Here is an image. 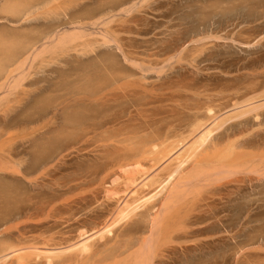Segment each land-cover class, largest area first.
Masks as SVG:
<instances>
[{
	"label": "bare ground",
	"instance_id": "6f19581e",
	"mask_svg": "<svg viewBox=\"0 0 264 264\" xmlns=\"http://www.w3.org/2000/svg\"><path fill=\"white\" fill-rule=\"evenodd\" d=\"M6 1L4 0L3 3ZM28 1L29 0H27V2ZM66 1L33 0L28 3L26 2V4H21L22 9L18 8V5L21 3L18 1L19 3L17 2L18 5H16L15 8L16 10L18 8L21 13L18 10L15 12L13 9L11 11L9 8L14 7L11 3L12 6L10 4L8 5L10 7L0 3L2 5H0L1 7L4 6V8L7 7L11 12L14 11L12 19L18 18L19 20L20 16L22 19L23 15H27L26 13L29 12L30 19L28 18V15V17H24L28 18L29 22H35L34 19H36L37 22L42 20L46 23L47 20L44 21L42 19V17H45L44 19L48 18V20L51 21H48V23H54L52 21L53 19L56 18L57 21H60V18L63 16L64 19L65 17L67 18V25H70L71 27L74 26L73 30L69 29L70 31H67V25H63L66 22H63L62 24L60 21V26L58 25V22H56V25L59 27H65V30L60 32L56 25L54 26L52 24L54 27L50 28L49 24L46 23L45 25L47 27L42 24L43 27L45 26V30L42 27V30H44L42 31L41 28L37 29L38 26H40L37 24V28H35V26L33 28L29 27V25L33 24L28 25L25 21L27 19H25V25L27 24L30 32L25 28L22 19V21H19L22 26L17 22V26L19 25L18 27H21L22 30L17 27V32L16 30L10 32V30L14 29V26H16L15 21L14 28L11 24V27H8L11 29H6L7 31L4 30L5 32H8L6 33L8 35L11 33V37L9 36L10 38H13L11 41H9L10 38L8 35H2L3 31L0 32L1 39H4L1 35L7 37L4 41H0V93L1 97H6L5 99L4 97L0 99V102L4 100L10 101V98L13 96H17L16 98H18V96L21 97L20 100L16 99L19 102H22L21 100L24 101L26 98H30V90H25L27 85H38L39 87H36L35 89H37L39 93L43 92L45 86L43 84L40 86L39 83L43 82L44 84H47L50 79L47 78L49 80H46V77L44 78L43 75L37 76L41 72V70L39 72V69L45 70L50 62L52 63L54 59V61H56V58H58L59 55L63 57L64 53L67 56L69 52V56H67L69 58L70 51L74 52L75 56L77 52L80 51L81 53H79V55L77 54V56H79L78 59L81 60L82 56L80 55L84 53L81 50H86V48L91 47V44L98 42L106 47L108 44H112L113 47L115 46V48L121 52L124 61L132 64L134 69L139 72V75L134 73V69L131 71H124L125 69H122V71L120 70V72H118L119 69H115L114 63L112 62L113 57L111 58L110 54H106V56L103 55L105 57H100L103 53L87 49L88 51L90 50L93 52V55L95 56L91 59L96 61L91 63L93 60L90 61L89 58L88 60L90 62H88V65L84 63V66L82 65L83 67L81 66L82 61L81 64L79 62L80 65H78L82 69L79 68L77 70V67H75V70L80 73L78 72V74L76 72L75 74L74 72L73 76H76H74L75 79H73L74 77L71 78L73 79L72 81L69 79L72 74H70L71 70L67 69V72L69 70L70 75L68 74L69 76H67L66 74L65 76L69 77V82L65 76L62 77L63 79H58L59 81L61 80L59 82L61 87H64L63 90L61 89L62 91L59 89L60 95L59 92H57L59 91L57 88L52 91L54 94L51 93L52 86L48 87V89L50 88L49 93L53 94L51 99V94L48 95V98H43L45 94L43 92L42 99L34 94V97H39L38 101L36 102L37 98H34L33 102L35 101V103L31 104V102H29V104L30 106L35 105L33 108L36 109V112L33 108H29L28 113L32 109L33 114L31 111L30 116L32 114L33 116L36 115V117H28L29 114L27 115V112H25L26 115L24 113V117L22 118L21 115L20 118H18L21 113L17 115L18 117L14 116V118L11 115L14 121L17 118L19 119H17L15 123L19 121L18 127H20V132L17 131L18 133L16 132V135L15 132L14 135H11L10 133L8 135L7 133L9 131L6 133L7 129L3 128V125H0L3 130H6L5 132H2V134L4 133L8 135L6 137L0 132V138L1 136H3L2 138H4V136L6 137L2 140L3 142L0 141L1 144L5 143V141H9L7 143H10L9 146L11 147L12 136H15V138L18 137V140H20L17 141L16 139V141L12 142L13 144L14 142H20L19 149L16 148L18 146L14 148L13 145V148H6V150L14 149L17 152L12 151L11 153V151H7L6 153H3L1 149L2 152L0 153V160H2L0 171L9 173L8 175L12 177V180L14 178V180L18 181V185L15 184L14 186L0 182V264H156L155 260L158 257L163 256V258H165L163 254L164 251H166L167 255L172 252L169 251V253H167V250H170L169 247L172 248V245H169L168 243L172 244L175 238L178 241L181 240L178 235L184 237L186 233H190L185 231V233H181V236L179 230L184 227L186 230V225L188 224L190 226L189 228L187 226V228L190 229L192 223L191 220H193L191 219L193 218V216H191L192 213H196L198 209L199 211L203 210L198 206L200 205V202L196 205L197 200L201 199V195L206 196L207 199L211 194L217 196V194L222 192V194H224V199L222 200L224 201L239 199L242 195L244 197L242 191L245 188V185L243 186V184L247 185V181L245 182V180L249 179L250 182H259L260 179L264 178V75L261 80H255L256 82L253 80L250 82L252 78H256L253 75L252 78L249 76L251 79H248L249 83L247 82L245 85L243 84L244 86L241 81L240 83L242 86L240 84L237 86V83L234 84L233 82L232 85V83L227 82L230 78H228L229 80H227V78H219L220 81H225V85L221 86L219 88L220 90L215 92V94L212 93L211 90L216 88H212V84L209 83L210 86L206 83L202 90L199 91V87H197L198 90H194L195 93H191L194 97H190L191 95H189L190 98H186V96L183 95L186 98V101L188 102L189 100V102L182 105L177 103L174 104L176 100L180 99L178 97L180 94L178 93H185L186 90L189 89L184 88L185 90L182 91L180 89L177 93L178 99L173 100L176 94L175 96L172 95L173 93L170 94V89L169 91L167 90L170 87L167 88L168 85L166 87L162 85V90H165L163 89L164 86L167 88L165 92L167 93L168 91V94H170L167 99L161 98L164 96V91H159L162 94L161 97L159 96L161 94L153 92L160 97L161 101L165 99L166 102H173L174 105L168 107L170 112L175 111L177 114L174 112V117L167 116V120L164 119L166 117L160 118V121H158L159 119L154 120L153 117H159V114L161 115L162 111L163 113L165 112L164 114H166V112L169 113V109L162 110L159 107L161 104L162 106L165 104V100L161 102L158 100L159 98H157L154 102H161L160 105L157 104V106L159 105L157 108L158 111L161 109L159 114L157 110L152 111L157 112V114L154 113L155 115H151L153 114L152 112L150 113V116L146 115L147 112L145 114L146 109H144V107L149 105V102L152 103L154 101L153 98H155L152 97V100L151 97H147L152 101L145 100V98L143 99V97L148 96L145 95L146 93L151 92L145 88L146 81L143 85L140 84V81H144L143 78H145L142 74L146 73L149 68L146 69V71L142 69L140 64L135 62L137 60V54L135 51H131L132 49L130 50L128 46L127 48L124 47L119 35L126 32V29L123 30L124 32L121 30L120 32L122 33H120L118 29L108 26L110 22L113 21L112 18L115 17L113 12L115 10L117 11L119 7L125 6L124 8H120V11L123 13L127 12L128 14V11H131L134 7V3L132 2L131 4L132 0H96V8L94 7L95 9L93 10L92 7L89 11L88 9L84 10L86 12L74 11L67 14L66 12L68 9L69 11L70 9L73 10V5H69L70 8L66 9L67 11H64V7L60 9V12L66 14H63L62 16L60 14V17L57 16L58 12L55 9H59V6L62 4L66 5ZM82 1L84 2V0ZM82 1L79 0L78 2L81 3ZM11 2L15 1L12 0ZM67 3L73 4L72 2H69V0ZM127 3L131 5L129 6ZM77 4L79 5V3ZM140 4H138V7ZM37 5L40 8L37 7ZM40 5H43L44 7ZM46 5H51L48 9H52V11L47 10L49 11L48 13L44 11V15L42 16L41 14L43 13H41V7L46 8ZM79 6L77 8H79ZM1 7V14H11L9 13V10H6V12L1 11L4 9ZM86 7L88 8V6ZM86 7L84 8L86 9ZM33 9L38 10L40 13L39 16L37 14L38 12L35 13L36 11L34 12ZM62 9L63 11H61ZM30 10H33L35 13L32 12L33 15H35V18L32 14V16L30 15ZM16 13L18 14V17H15ZM49 13H53L51 14V18L48 15ZM97 14L101 15L97 16ZM0 16L2 17V15ZM36 16L39 18L41 17L39 21ZM1 17L0 21L1 19L3 21L7 19V17H4L5 19ZM32 17L33 20L31 19ZM63 17L61 19H63ZM12 19L11 21L10 19L8 20L12 23ZM90 19L93 21H88ZM85 20L90 23H85ZM84 25L92 28H97L98 26L104 28L99 37L97 36L100 39L96 40V37L93 36L94 33H89V29L87 30L88 33H86L85 30L88 27L84 29ZM3 26H5V24ZM1 28L2 30L5 29V27L0 26V31ZM67 28L70 27L67 26ZM33 29H36V33ZM24 30L28 33H24L23 35ZM37 30H40L43 33H40V31ZM19 31L22 34L19 33ZM12 33H14V37L12 36ZM17 33L19 35H17ZM209 36H207V38H209ZM85 37L91 39L87 40ZM202 39L197 40V42L201 41V46L204 45L202 44ZM199 42L197 44H199ZM195 43L196 41H193L192 44L195 45ZM209 49L210 48H208V50ZM87 50L85 55L88 52ZM74 54L71 55L74 57ZM88 54L90 53L88 52ZM99 54L100 56L97 57ZM65 55L64 57H66ZM61 56L59 58H62ZM72 56L69 58L70 62H64L65 68L69 66L67 63L73 65L72 63H74L75 59L72 62ZM96 57L97 59H95ZM66 58L64 59L66 60ZM100 58L102 59L97 61ZM58 60L59 59H57L56 62H58ZM77 63L75 66H77ZM36 64L38 65V73L36 72L37 75L34 71V68L37 67ZM52 64H54V62ZM168 64L169 63H167V65ZM148 65H145V67ZM165 67L166 66H164V68ZM50 69H52V67ZM150 69L148 71L153 73V71H156L158 68L154 69L151 67ZM30 70L32 74L34 71L36 77H33L35 75H32ZM44 70L42 72H46ZM53 70L54 69L47 71L52 72ZM72 71L74 70L72 69ZM63 72L65 73L66 71L64 70ZM159 72L160 70L157 73ZM30 74L32 77L31 79L28 78ZM135 75H138L139 77ZM211 75L209 76L212 78L207 80L213 79L214 74ZM214 79H217L215 75ZM235 80L236 79H234V81ZM25 81H27V83L23 84ZM65 81L67 83H65ZM63 82L66 85H64ZM226 82L232 86L226 85ZM49 83L51 84V82H48V84ZM56 83H58V81L53 84ZM243 83H245V81ZM59 84H56L58 88L60 87ZM217 84H215V86H218ZM219 85L222 84L220 83ZM209 86L211 90L207 89ZM158 87L154 88L157 93L158 90H161L158 89ZM201 87L202 85L200 88ZM172 88L173 87H171V90ZM47 91L48 90H46V92ZM54 91L58 95H56ZM172 91L174 92V90ZM3 93L6 94L2 95ZM39 93L37 92V94ZM154 93L152 94L153 96ZM139 94H141L140 96L143 94L142 99ZM9 95L13 96L9 97ZM171 95L174 97H170ZM116 96L124 98L119 99L123 102H119H121L120 104L124 103L125 106L121 105L120 107V105L116 103L118 100H115ZM7 97H9V99ZM22 97L26 98L24 99ZM114 97V101L119 109V111L117 110L118 115L120 114V109H123L122 107L125 108L128 103L133 109L130 108V106H127V110L130 108L131 111H126L125 108V112H123L128 113H126L125 116H122L124 113L121 112L122 117L115 114L117 113V106L115 105V109L113 107V104L115 103L111 105L113 108L110 106L111 111H105L106 113L102 111L101 108L105 107L107 102L109 106L112 103L109 104V101H113L111 99ZM143 100L146 102L144 103ZM15 102L13 101L12 103L14 104ZM24 102H22L24 104H22V106L21 103H19L22 108L18 106V103H16L17 105L11 104L12 107L8 102V104H5L4 102L3 104L6 106L10 105V107L7 106L9 109L11 108L10 110H12L14 106H18L26 111L25 109H28L26 107L28 104H26L27 102ZM46 102L47 105L45 104ZM99 104H101L102 107ZM5 105H3V108L6 107ZM157 106H152V108L156 109ZM177 107H179L180 110ZM6 108L1 110L4 111V114L1 112L0 119L7 113L6 111L9 113L10 110L7 108L8 110L5 111ZM16 109L13 111L14 113L18 110ZM108 109L106 108L105 110ZM112 109L115 110L113 116L111 114L113 112ZM13 112H11V114ZM107 112H111V116L108 115ZM6 115L4 116L6 119L3 118V120H7ZM115 115L118 117H115ZM149 117L153 119H150ZM168 117L171 119L169 120ZM8 120H10V117ZM8 120L7 122H9ZM1 122L3 123V121ZM15 123L14 125L16 126L17 124ZM3 124L6 126V122ZM28 124H32L31 128L29 127V130L26 128ZM33 124H37V128L32 127ZM12 125L6 127L10 129ZM0 147L2 148V146ZM86 153H88V156L94 154L96 157L100 154V157L97 158L98 162L95 159L96 157H94L96 161H93L92 157L90 165L94 164L93 166L91 165L90 167L89 164L86 165L84 160V163H82L81 156L83 155L84 157H82L85 159L87 157ZM76 158L81 160H79L80 163H73L74 161L78 162ZM69 162L74 164V172L77 173V176L70 181L71 185L69 184V187L66 188L67 190L64 189L63 192L62 190H58V192L60 191L61 193L60 195L59 193H55L57 192V189L52 190L51 188L50 191L49 184L46 185L48 183L46 181L50 180V177L55 174L57 169H61L62 165L70 164ZM1 173L4 175L3 172ZM249 175L253 177L251 178ZM229 183H234L233 185L236 184L235 188L233 186V189L235 190L231 189L232 186L228 187L233 192L226 188ZM209 186H213L212 189L215 192ZM253 186L257 187L255 185ZM209 188L213 191L212 193L209 191L211 194H205L209 192L201 194L202 190L206 191V189ZM26 189H28L27 191H34V193H31L32 195H30V192H27ZM44 189L46 190L44 191ZM225 189L229 190L230 194H228L229 191H226ZM49 191L51 193L53 192L52 194L55 193V195L59 196H51L48 194ZM223 191H225V193H223ZM36 192H39V194H36ZM43 192L44 195L40 194ZM73 192L78 194L76 195L74 193L79 197V200L64 199L66 193L69 195V193L72 194ZM222 194L220 196L221 198ZM42 195L44 196V199L40 198ZM47 195H49V198ZM61 195L65 196L63 197L64 200H58ZM233 195L234 197H232ZM86 196H88L90 200ZM213 197L215 198V196ZM220 197L218 196L219 200H221ZM82 198L85 199L83 200ZM212 199L209 198L211 202ZM204 201L206 200L204 199ZM204 201L202 200L201 202L204 204ZM208 201L205 202L206 205H202V203L201 205L206 206L207 209H212L211 207H213L212 205L214 204V201L212 202V205ZM208 203L211 207H209L210 205ZM203 211L204 214L209 212H205L206 210ZM195 213L194 216L197 218L198 216H196ZM201 214L202 211L200 215ZM196 218L193 220L194 223L197 224L200 220L199 224H201L202 219L199 218V220L196 221ZM187 220L191 222L188 223ZM195 224H192V231L188 230L191 231L190 234L195 235L199 232H193ZM199 227L200 225L198 228ZM205 230H207L206 227L204 230L201 229L200 233ZM174 231L176 233L178 231L179 233L176 234ZM182 231L184 230H181V232ZM172 233L176 234H174L175 236L173 235L175 238L171 235ZM188 238H191V235ZM176 240L175 245L177 244ZM183 240L184 239H182V241ZM182 241L180 243L183 245ZM186 241L188 242V240ZM186 241L185 243H187ZM184 247L186 248V246ZM165 248L168 249L165 250ZM175 248L176 247H173L174 250ZM172 254L174 253L172 252ZM161 257L160 259H162ZM166 258L163 260H166ZM157 260L159 261V258ZM157 263L161 264L160 261Z\"/></svg>",
	"mask_w": 264,
	"mask_h": 264
},
{
	"label": "rangeland",
	"instance_id": "374dc122",
	"mask_svg": "<svg viewBox=\"0 0 264 264\" xmlns=\"http://www.w3.org/2000/svg\"><path fill=\"white\" fill-rule=\"evenodd\" d=\"M3 1L4 0H0V3L2 5L5 4V6H7V7H10V6H8L10 3L13 4L14 7L13 8L10 7L9 9L11 11L13 9L15 12L17 10L19 11V9H22L23 3L26 4V2H27V0H13V1L16 2V4H15V2H11L12 0H10V1H8V0L6 1L5 0L6 2H4V3H3ZM18 1L21 2L19 4L20 6L17 4ZM29 1L31 2L33 0H29ZM60 1H66V0H60ZM67 1L65 2L66 5L62 4V5L59 6L60 7L59 9L58 8L55 9L58 12L57 16L60 17V14L62 16L63 14L72 13L74 11H80V12L82 11L83 12L84 10H87V9L89 11V10H91L92 7H93L92 10L96 8V6H95L96 0H84L85 3L82 0H81L82 1L81 3L78 2L79 0L78 1L77 0L76 1L69 0V2H72L73 4H70V3L68 4ZM141 1L142 0H132L131 4L133 2L134 3V7L131 9V11H128V14H127V12L123 13L122 11H120V8H124L125 6L119 7L117 9V11L115 10L113 12L115 17L112 18L113 21L110 22V24L108 26L113 27L114 29H118L119 32L121 30H122V32H124L123 30L126 29L125 30L126 32H124V33L120 32V33H122V34L119 35L120 39L122 40V43H123L124 47L127 48V46H128L130 50L132 49L131 51H133V52L135 51V53L137 54L136 55L137 60L135 62L140 64L142 69H144L146 71V69H148V68L150 69L151 67H153L154 69L158 68L156 70L157 72L160 70L161 73L160 72L157 73L153 69L154 71L152 73V72L148 71L149 70L148 69L146 73L142 74L143 77L145 76V78L142 77L144 81H140V84L143 85L144 82L146 81L145 82L146 86L145 85L144 86L149 92L150 91L151 92L154 91L156 94H161L160 92L164 91L163 92L164 96H162V94L159 95V96L160 97L162 96L161 98H165V99H167V97H169V95L171 93H173L172 95H174V96L176 94L175 97L172 96V95L170 97H172V98L174 97L173 100L174 99H178V97H179L180 98V99H178L179 101L176 100L177 102L175 101L174 104L177 103V104H181L182 105V104H185V103L187 104L189 102L188 99H187L188 102L186 101V98L194 97V96L191 95V93L192 92L195 93L194 90H198L197 87H199V91H200V90H202V88H204L206 83H208V84L210 83V84H212V86L210 84L209 85L212 88L213 87L216 88V89H212V90L210 89V86L207 88V89H210L212 91V93L215 94V92L220 90L219 88L221 86L225 85V83H224L225 81L221 80V81H223V82H221L219 80V78H227V80H229L228 78H230V80L227 81V82L232 83V85H233V82H234V84L237 83L236 84L237 86H239V84L241 85V83H242V85L243 84L245 85L247 82L249 83L248 79H251L253 76L256 79L252 78L250 80V82L252 80L253 81H255V80L258 81L257 79L261 80L263 78V75H264V0H148V1L147 0H143L142 2ZM76 2L79 3L80 6ZM234 2H235V4H234ZM6 3H7V5H6ZM86 4H88V5H86ZM127 4L129 5V3H127ZM138 4H140L141 6L139 5V7H138ZM16 5H18V8H19V9L17 8V10L15 8ZM43 5H45V4H43ZM43 5H40V6H43ZM69 5H71V6L73 5L72 6L73 8L71 7L73 10L70 9V11H69V9H68V8H70ZM85 5L88 6V8ZM128 5H126V6H128ZM25 6H23V7H25ZM78 6H79V8H77ZM7 7L6 8H4V6L1 7V8H4L1 11L6 12V10H9ZM37 7H39V6L37 5ZM43 7H41L42 10L39 9L40 7L38 8L39 10H41V13H43L44 11H46L47 13L49 11H52V9L51 10L48 9V8L51 7V5L50 6L46 5V8H43ZM84 7H86V9ZM61 8H63L64 11L66 9H68V11L66 10L67 11L66 13H62V12H60ZM63 9L61 11H63ZM33 10L32 11L30 10V12H31L30 15L31 14L33 15V13L35 11H36L35 13L38 12V10H34V12H33ZM47 10H49V11H47ZM11 11L9 13H11L12 15L11 14L7 15L6 13L5 14H1L0 13V15H2V17L0 16L1 18L7 17V19L4 18L5 19L4 21L2 19L0 21V24H1L0 26L1 27H5V29H3V30L1 28L0 32L3 31L2 35L5 34V36L8 35V34H6L8 32H5L4 30L11 29V28H8V27H11V24H12V27H13L15 22H16L15 23L16 26H14L15 28L13 27L14 29L10 30V32H13V30H16V32H17L18 31L17 27L21 23L19 21H22V19H23V22H24L23 24H24L25 28L28 31H30V29H28L29 27L33 28L35 26V28H37L36 27L37 25H40V26H38L37 29L41 28V30H42L43 25H45L46 23H48V21H50V20H48V18L44 19L45 17H42V19L44 21L47 20L46 23L43 22L42 20L41 21L43 23L41 21H39L40 18H41V17L40 18L38 17L39 14H40L39 12L37 13L38 16H36V18L38 17V21L40 22V24H39V22H37L36 19H34L35 22H32L31 20H30L31 22H29V20H28V18L30 19V16L28 14L29 12L26 13L29 17L24 14L22 19H21L20 15H19L20 16L19 20H18V18L12 19V16H14L13 15L14 11L13 12H11ZM19 12L21 13V11H19ZM84 12H86V11H84ZM129 12H130V15H129ZM51 14H53V13H49L48 14L50 16V18L52 16ZM41 15L43 16L44 13L41 14ZM48 15H47V17H48ZM98 15H101V14H97V16ZM34 16L35 15H33V17ZM15 17H18L17 13H16ZM24 17H28V18H24ZM33 17L31 18L32 20H33ZM61 18H60V21L62 22V24H63V22L67 21L66 17H65V19H64V17H63V19H61ZM8 19H10V21L12 19V23ZM25 19H27V20H25ZM24 20L26 21V23L28 25L29 24H33V25H29V27H28L27 24L25 25V21ZM54 20H56V18L52 20L55 24L54 23H48L50 28L51 27L53 28L57 24L56 22H58V25H59L60 21H57V20L54 21ZM88 21L92 22L93 20L91 21V19H90ZM88 21L85 20L84 22L85 23L86 22L90 23ZM17 22H19L18 26H17V24H18ZM67 22L64 23L63 25H67L68 24ZM4 24H5V26H3ZM58 25H56L58 27V28L56 27L58 29V31L62 32L63 30H65L64 26H63L64 27L63 28V27H59L60 25L59 26ZM6 26H7V28H6ZM20 26H22V24ZM67 26L70 27V28H67ZM67 26H66L67 31H70L69 29L73 30L74 26H72V27L70 25H67ZM86 27H88V26L86 25L84 29H86ZM18 28H20V30H22L21 27H18ZM103 29L104 28H102L100 26H98L97 28L96 27H94V28L88 27L85 31H86V33H88V31H90L89 33L92 32V33L96 34V35L93 34V36L96 37V40H99L100 38H98V37L102 33ZM25 30L23 32V35H24V33H26ZM33 30H35L34 32L36 33V29H33ZM33 30H32V33H33ZM44 30H45V28H44ZM44 30H42V31H44ZM37 31H40V30H37ZM14 33H15V31H14ZM14 33H12V36H13ZM19 33H21V32L19 31ZM40 33H43V32L40 31ZM10 34L11 33H9L8 37L10 36ZM2 35H1V37H3L4 39L7 38V37L2 36ZM15 35H16V33H15ZM17 35H19V34L17 33ZM209 35L211 37H213V38H211ZM207 36H209V38H207ZM88 37H85V38H87V40H90L92 38L90 36L91 38L88 39ZM4 39L0 38V41L1 40L4 41ZM12 39L13 38H10L9 41H11ZM199 39H202V44H204L205 46L204 45L201 46V41L200 42L198 41L199 44H197L198 43L197 40H199ZM208 39H210V40H208ZM6 41H7V39H6ZM193 41H196L195 45L192 44ZM173 44H174V46H173ZM199 46L201 47V49H200ZM95 47L97 48V50H96ZM162 48H164V49H162ZM185 48H187V49H185ZM194 48H198V49H194ZM203 48L206 49V50H204ZM208 48H210V49L208 50ZM87 49H90L91 51L95 50L97 52L103 53V54H101L102 56H100V54H99V55H97V57L98 56L105 57L106 54H110L111 56L110 55H107V56H110L111 58L113 57L112 58V62L114 63L115 69H117V70L119 69L118 72H120V70L122 71V69L123 70L125 69L124 71H129V70L131 71V70L134 69V66L132 64L126 63V61H124L121 52L119 50H117L115 48V46L113 47L112 44L111 45L108 44L107 47H106V46H102L98 42V43L91 44V47L86 48V50ZM183 49H185V50H183ZM86 50H81L82 52H84L83 54L80 55V56H82L81 60L78 59L79 56H77V54L79 55V53H81L80 51L77 52L76 56H75L74 52L70 51V57L69 58H71V56H72L71 54H74V57L72 56L71 61L73 62L74 59H75V61H74V63H72L73 65L67 63L69 66L65 65V66H67L66 68L64 67V62L65 61L66 62H68V61L70 62V59L67 57V56H69V52H68L67 56L65 55V53L63 54V57H64V55L67 57V58L64 57V58H66V60L61 55H59V57L61 56L63 58V60H62V58H59V57L56 58V61H57V59L60 60V62L58 60V62H59L58 63V62L54 61L55 60L54 59L53 60L54 64H52L53 62L52 63L50 62L47 65L48 67H46L45 70L43 69L46 72H42L43 70L39 69V72H40V70H41V72L38 75H37V73H38V71H37L38 65L36 64L37 67L34 66L35 67L34 71H35V73L37 72L36 75L37 76H40V75L42 76L43 75L44 78L46 77V80L50 79L48 82H51V84L50 83L48 84V82H47V84L46 83L44 84L43 82L39 83L40 86H42V84L45 86V90L43 91L45 94L43 92L39 93V91L37 89H35L36 87H39L38 85L37 86H35V85H33V86L29 85L28 86L27 84H26L27 86L25 85L26 86L25 90H27V91L30 90V92L32 93V95H31V93H29L31 101H30V98H28V99L26 98L27 96L26 97H22L24 99L26 98L24 101H26L27 103L24 102L23 100H21V101L26 103V104H28L26 106L28 109H25L26 111L21 109L22 108L21 106H22L23 103L18 101L21 98L19 96H18V98H16L17 96L9 95V97L13 96L12 98H10L11 100L13 99L12 102L13 101L15 102V100L18 99V100H16V102L14 104H16L18 102L21 103V106L18 103V106H20L21 108L18 107V106L17 107L14 106L15 109L16 108L18 109V110L16 109L18 111V112L15 111L16 113L13 112L15 110L14 107L12 108V110H10L11 108L10 109L8 108V107H10L11 104L14 105L11 102V100L10 101L9 100L8 101H5V100L2 101L1 100L2 102H0L1 103V106H0V117H1V114L4 112V111H1V110L6 108L8 105L6 106L5 104H8V103L10 105L7 108L11 112H13L15 114V115L13 113L11 114L10 111L8 113V111H6L8 109L7 108L5 109V111L8 113V114L6 113L7 115L5 114L7 116V120L9 119V117H10V120H8L9 122H7V120H5L6 118L4 117L5 115L2 116L3 118H5L4 120H3V118L0 119V123H1L0 125H3V128L7 129V131L3 130L2 126H0V129L2 130V131L0 130L1 134H2V132H5V131H6V133L9 131L7 133L8 135H9V133L11 135H14V132H15V135H16L18 132H20V130H19L20 127H18V122L19 121H17L16 123H15V121L18 118H20V115H21V118L24 117V113L25 112H27V115L29 114L28 117H30V118L36 117L35 113H34L35 116L32 115L33 114V110L34 111L36 110V109L33 108V107H35V105H33V106L31 105L32 106L31 107L30 104H29V102H31V104L35 103V101L33 102V99L34 98L36 99L37 97L36 96L34 97V94L38 95L40 97V99H42L43 94H44L43 98H48V95L53 93L52 91L55 88H57L58 90L59 89L63 90L64 87H61V85L59 84V82L61 80L59 81L58 79H61L66 74H67V76H69L71 73H72L71 74L72 77H71V75H70V78L66 77V76L65 77L67 79L69 78L71 81L73 79H75L74 76H76V75L73 76L74 72H75V74H76V72L77 73L79 72V71L75 70V67H77V70L79 68L82 69L81 67H79V65L81 64V61H82L81 66L82 65L84 66V63H86L88 65V62H90L92 60L93 61L91 63H94L96 60L94 61V59H91V58H94L95 55H93V52H91L90 50L89 51L87 50L90 54H88V52H87V54L85 55ZM103 55H105V56H103ZM178 55L181 56V57H179ZM97 57L95 59H97ZM89 58H90V61L88 60ZM101 59L102 58H100L97 61H100ZM76 60H78V61H76ZM162 60H164V61H162ZM35 62L38 63L37 61H35ZM62 62H63V65H62ZM79 62H80V64H79ZM76 63H77V66H75ZM96 63H98V62H96ZM167 63H169V64L167 65ZM58 64H59V67H58ZM49 65L52 67V69H54L53 70L54 72L53 71L52 72L47 71V70H52V69H50L51 67ZM145 65H148V66L145 67ZM160 66H163V67H160ZM164 66H166V67L164 68ZM85 67H86V65H85ZM143 67H145V68H143ZM159 67H160V69H159ZM62 69H63V71L65 70L66 72L64 73L62 71ZM67 69H69L71 71L73 69L74 71H72V72L70 71V74H69V70L67 72ZM58 70H59V72H58ZM34 71H33V74H34ZM134 71H132V72H134V73L139 75V72L136 71V69H134ZM30 73H31V70H30ZM31 74H30V76H28V78H30V79L32 78ZM211 74H214L215 77H217V79H214V75H213V79L207 80L209 78H212V77L209 76ZM217 74H220V75H217ZM224 74H227V75H224ZM260 74H261L262 77L260 76ZM36 75L33 76V77H36ZM138 75H135V76L139 77ZM249 76H251V78ZM47 78H49V79H47ZM71 78H73V79H71ZM55 79H56V81H58V83H56V84L57 85L59 84V86H60L59 88L56 86V84H53V83L56 82ZM69 79L67 80L68 82H69ZM234 79H236V80L234 81ZM240 81H241V83H240ZM244 81H245V83H243ZM227 82H226V85L232 86L231 84H229ZM25 83H27V81H25L23 84H25ZM65 83H67V82L65 81ZM65 83L63 82L64 85H66ZM220 83L222 85H219ZM215 84H217L218 86H215ZM64 85H62V86H64ZM151 85L154 86V87H152ZM156 85H157V87L159 86L158 89H161V90H162V88H161L162 85H164L165 87L168 85L167 88L168 87H170V88L167 89V88H165L163 86V89H165V90L167 89L168 91L170 89V91H169L170 94H168L169 93L168 91L166 93L165 90H162V91L158 90V93H157V91H155L156 89L154 90V88H157ZM201 85H202V87L200 88ZM48 87H51V93H49L50 92V88L48 89ZM171 87H173L172 90H174V92L171 90ZM184 88L189 89V90H186V92H185L188 95H186L184 92L183 93L181 92L182 94L178 93L180 89H181V91L185 90ZM46 90H48L47 91L48 93L46 92ZM60 90L59 91L56 90L57 92H59V95H60ZM191 90H193V91H191ZM36 91L39 94H37ZM150 93H146L145 95H148L146 97H143L144 93L142 94V96H140L141 94H139L141 99H142V97H143V99L145 98V100H149V101H152L154 99V101L152 103L151 102H149L150 104L147 103L149 105L145 104L146 107H144V109H146L145 110V114L147 112V114H146L147 116L148 115L150 116V113L153 110H157V112L159 114V112H161L160 111L161 109L162 110L169 109V107H171V105H174L173 102L171 103V102L167 101V102H169V103H167L165 99H164L165 101L162 99L164 101V103H165L162 106L161 102H163V101L160 100V97L157 96L155 93H154V96L152 95L153 93H151V94ZM177 93L180 94L181 96L179 95L177 97ZM4 94H6V93H3L2 95H4ZM29 94H28V96H29ZM53 94L50 95V99H51V97H53ZM55 94H56V92H55ZM56 95H58V94H56ZM183 95L186 96V98ZM189 95H191V96L189 97ZM7 96H8V94H7ZM45 96H47V97H45ZM3 97L4 96L1 97V93H0V99H2ZM9 97H7V98L9 99ZM147 97H151V99H152V97H155L156 99L153 98L152 100H150V98L148 99ZM5 98L6 97H4V99ZM38 98L36 99V102L38 101ZM157 98H159L158 100L161 101L160 103H154L157 100ZM114 99H115V97L111 99L113 101H109V104L112 102L109 106H108V102L105 104V107L107 109L110 108L108 110H105L106 109L105 107H103L104 108V110H103V108H101L102 107L101 104H99L101 106L100 107L101 110L104 111V112L105 111H111V107H112L111 105L113 103H115ZM119 99H124V98H121V96L120 97L116 96L115 100L118 101V102L116 101V103H118L120 105V107H121V105L125 106L124 103L120 104L123 101H121ZM134 99H135V97H134ZM145 100H143L144 103L146 102ZM119 101H121V102H119ZM184 101H186V102H184ZM3 102L5 104H3ZM124 102H125V100H124ZM116 103L113 104L114 109H115V105L117 106ZM45 104L47 105V102ZM154 104H156V105H154ZM157 104H159V105L161 104L160 106L158 105L161 108L159 111L157 109L158 108ZM3 105H5L6 107L3 108ZM12 105H11V107H12ZM151 105L153 107L157 106L156 109H153ZM127 106L128 107L130 106L129 103L125 107L126 111H128V110L131 111L130 108H132V107L130 106V108L127 110ZM149 106H151V107H149ZM165 107H167V108H165ZM29 108H33V110L31 109V111H32L31 116H33V117L30 116L31 111L28 113ZM122 108L123 109H120V112H119L120 114L119 115H118V112H117V110L119 111L118 106H117V109H116L117 113H115L114 109H112V111H113L112 113L111 112H109V113L107 112V113L110 116H111V114L113 116V114L115 113V114H117L120 117L121 114H122L121 112H123V111L125 112V108L124 107H122ZM150 108H151V110H150ZM177 108L179 109V107H177ZM22 111H24V112H22ZM165 111H167V110H165ZM157 112L154 111V112H152L153 114H151V115H155L154 113L157 114ZM172 112H170V109H169V113L166 112V114H164L165 112L163 113V111H162L161 112L162 116L159 114V117L158 116H154L153 118H154V120H158L159 119L158 121H160V118L166 117L164 119L167 120V116L174 117V115L177 114L175 111H172ZM174 112H175V114H174ZM19 113H21V114H19ZM126 113H128V112H126ZM126 113H124V115L122 114V116H125ZM18 114H19V117L17 116ZM172 114H173V116H172ZM11 115L13 116V118H14V116H16L18 118L14 121V119L11 117ZM25 115H26V113H25ZM117 115H115V117H118ZM151 117H149V118L153 119ZM168 119L170 120L171 118L168 117ZM11 120H12V122H11ZM1 121H3V123L6 122V126L9 125L8 127H10V125L13 124L12 125L13 128L12 127L10 129L7 128L6 126H4V124ZM8 123H10V124H8ZM14 123L17 124V125L15 126ZM31 125L32 124H28V126H26V128H28L27 130H29L31 128ZM34 125H36V126H34ZM32 127H36L37 128V124H33ZM4 135L6 137L8 136L6 134H4ZM5 136H4V138H6ZM2 137L3 136H1V138H0L1 142H3L2 140H4V138H2ZM12 137H13L12 142L16 141V139H17V141H20V140H18L19 139L18 137L17 138H15V136H12ZM1 142H0V146H2V148L0 147V153L2 151H3V153H6L7 151L8 152L11 151V153H12V151H16L14 149L6 150V148L10 147L9 146L10 143H7L9 141H5L6 144L5 143L1 144ZM12 142H11V147L10 148H13V147L15 148L16 146H18L16 148L19 149V147H20L19 143L20 142H18V143L14 142L15 146H14V144ZM16 144H18V145H16ZM12 145H13V147H12ZM1 149H2V151H1ZM4 150H5V152H4ZM13 153H15V152H13ZM83 153H85V152H83ZM79 154H81V153H79ZM86 154H87V157L85 158L86 160L83 158L84 157L83 155H82L83 157L81 156L82 163L85 162L86 165H88V164L90 165L92 157H93V159H92L93 161L96 159L97 162H98L97 158L100 157L99 153H97V154H99V156L97 155L98 157H96V155L94 156V154H90L89 156H88V153H86ZM94 157H96V158L94 159ZM80 159L76 158V160H78V162L77 161H74V162L72 161V162L73 163L76 162L75 164L80 163L79 162ZM15 160H16V158H15ZM83 160H84V162H83ZM88 160H89V162H88ZM0 161H1L0 162V164H1L2 160H0ZM72 162H69L70 164H65L67 166L62 165L61 166L62 168L61 169L59 168L60 170L59 169L56 170V172L54 174L55 176L52 175L50 177V180L48 179L49 181H46L48 183L47 184L45 183V184L46 185L49 184V187H50L49 190L50 191H51V188H52V190L53 189L54 190L57 189V192H55V191L54 192L57 193V194L59 193V195H60L61 194L60 193L61 190L63 192L64 189L69 187V184L71 185L70 181L75 176H77V173L74 172L75 171L74 170L75 167L73 166L74 164ZM91 165L93 166L94 164H91ZM91 165H90V167H91ZM70 167H72V168H70ZM1 172H3L4 175H2ZM8 174L9 173H6L4 171H0V182H4L5 184L11 185V186L12 185L14 186L15 184L18 185V183H17L18 181L14 180V178L12 180V177H10ZM5 175H7V176H5ZM249 177L252 178L253 176L249 175ZM246 181H247V185L243 184V186L245 185L244 186L245 188L242 191V193L244 194V197H243V195L240 197V198L243 197L242 199H240V198L238 199L237 198V199H234V200H225L224 201V200H222V199H224L223 198L224 194H222V192L220 194H217V196L215 194H211L214 191L212 189L213 186L212 187L209 186L213 191H211L210 188L206 189V191L202 190L201 194L205 193V192H209V191L211 192V193L209 192V193H205V194L206 195L207 194L208 195L209 194L212 195V196L209 195L210 196L209 198L210 199L213 198L212 202L214 201V204L212 205V202H211V200H209V198L206 199V196H204V195L202 196L200 194L201 195L200 196L201 199L197 200V204L196 205H198V203L200 202V205H198V206H200L203 210H206L205 212H207V211H209L210 208L207 209L206 206H202V205H204V204L206 205L205 202L209 200L208 202H210L211 205L213 206V207H211V205L209 203L208 204L210 206L207 205V206L212 208L209 211L210 213L208 212L207 214L206 213L204 214L203 210L199 211V209L197 208L198 209L197 212L196 213L194 212V213L198 217L196 218L194 216V213H192L191 216H193V218H191V219L195 220L194 218H196L197 219L196 221H198L199 218H201L202 219V221H201L202 223L199 224L200 223V220H199V223H197L195 221L197 223V224H195L193 220L188 219V220L192 221L191 228L188 229L189 226H190L188 224V225H186V230H185V227L183 229L179 230L180 231V235H181V233H185V231L191 233L192 224H195V228L193 226V228H194L193 232L199 231V232H197L198 235L195 234L197 237L195 235H193V234L186 233L188 235L185 234V236H184L185 238L184 237H180L178 235V237L181 238V240L178 241V240H176V238L174 236L177 233H179V232L177 231V233H176L174 231L176 234L175 233L171 234L172 236L175 234L173 236V238H175L173 240L174 242H172V244L168 243L169 245H172V248L169 247L170 250H167L168 248H165V250H167V253H169V251L170 252L172 251L174 254H172V252H171V253H169V255H167L166 251H164V253H163L164 257L166 258V256H167V258H169V259L166 258V260H163L165 258H163V256L162 257L160 256L162 258V259H160V257H158L160 263L161 264H170V263L171 264H264V178L260 179L259 182H255V181L250 182L249 179L245 180V182ZM52 184H54V185H52ZM233 184L234 183H232V184L229 183V185L227 184L226 188H228L229 186L230 187L232 186L231 189L235 190V189H233V186L235 188L236 184L235 185H233ZM252 184L257 186V187H254ZM251 185H252V188H251ZM18 187H20V186H18ZM47 187H45V188H47ZM53 187H55V188H53ZM228 189L230 190V188H228ZM27 190L28 189H26V191ZM45 190L46 189H44V191ZM58 190H60V191L58 192ZM225 190L229 191L227 189H225ZM232 190H230V191H232ZM42 191H43V189H42ZM47 191H48V189H47ZM50 191H49V193L47 192L49 195H51V196L54 195L56 197L59 196V195L58 196L55 195V193L52 194L53 192L51 193ZM230 191H229V193L228 192L227 193L230 194ZM27 192H30L29 193L30 195H32L34 193V191L33 192L32 191H27ZM74 193L76 194V192H73L72 194L69 193V195L66 193L65 194L66 197L64 195H61L58 200H64V199L65 200L66 199L67 200H75V199L79 200V197L76 196L78 194L75 195ZM223 193H225V191H223ZM29 194H27V195L30 196ZM36 194H39V192L38 193L36 192ZM40 194L44 195V192L40 193ZM45 194H46V192H45ZM221 194H222V198L220 197ZM49 195H47L48 198H49ZM42 196L40 198L44 199V196H43V198H42ZM213 196H215V198L217 197L216 200H215V198ZM218 196L220 197L221 200H219ZM63 197H65V198L63 199ZM82 197H83V195H82ZM86 197L88 198V196H86ZM202 197L206 201H204V199ZM232 197H234V195ZM48 198H46V199H48ZM82 199H80V200H82ZM98 199H101V198H98ZM255 199H257V200H255ZM202 200L204 201V204L201 202ZM221 201H223V202H221ZM201 203H202V205H201ZM211 210H212V212H211ZM195 211H196V209H195ZM198 211H199V213H198ZM201 211H202V214L200 215ZM214 216H216V217H214ZM202 217L204 218V220H203ZM211 217H212L213 220L211 219ZM187 221H186V223H187ZM190 222L188 221V223H190ZM198 224L200 225L201 228L200 227L198 228V226H199ZM187 226H188V228H187ZM205 227H206L207 230L201 231V233H200V230L201 229L204 230ZM240 227H241V229H240ZM181 230H184V231L181 232ZM188 230H191V231H188ZM189 234L191 235V238H188V237H190ZM182 239H184V240L182 241ZM175 240L177 242L176 245H175ZM186 240H188V242ZM181 241L183 242V245L186 244V245H184V246H186V248L180 243ZM185 241L187 243H185ZM168 244H167V247H168ZM165 247H166V245H165ZM173 247H176L175 250L173 249ZM171 249H173V250H171ZM165 254H166V256H165ZM157 259L155 260L156 264H159V263H157V262H159ZM161 260H162V262H161ZM168 260L170 261V263H169ZM155 261H154V263H155ZM163 262H165V263H163Z\"/></svg>",
	"mask_w": 264,
	"mask_h": 264
}]
</instances>
